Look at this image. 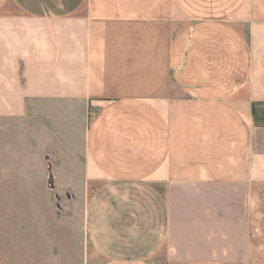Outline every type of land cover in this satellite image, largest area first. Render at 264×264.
Listing matches in <instances>:
<instances>
[{"label": "crops", "instance_id": "1", "mask_svg": "<svg viewBox=\"0 0 264 264\" xmlns=\"http://www.w3.org/2000/svg\"><path fill=\"white\" fill-rule=\"evenodd\" d=\"M8 123L94 187L100 264H264V0H0Z\"/></svg>", "mask_w": 264, "mask_h": 264}, {"label": "rangeland", "instance_id": "2", "mask_svg": "<svg viewBox=\"0 0 264 264\" xmlns=\"http://www.w3.org/2000/svg\"><path fill=\"white\" fill-rule=\"evenodd\" d=\"M26 132L0 124V264H100L85 224L94 187Z\"/></svg>", "mask_w": 264, "mask_h": 264}]
</instances>
